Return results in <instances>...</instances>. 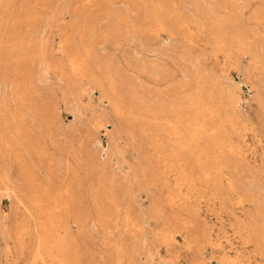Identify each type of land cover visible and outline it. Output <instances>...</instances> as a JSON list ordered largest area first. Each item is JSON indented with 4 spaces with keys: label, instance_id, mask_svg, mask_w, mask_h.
I'll list each match as a JSON object with an SVG mask.
<instances>
[{
    "label": "rangeland",
    "instance_id": "374dc122",
    "mask_svg": "<svg viewBox=\"0 0 264 264\" xmlns=\"http://www.w3.org/2000/svg\"><path fill=\"white\" fill-rule=\"evenodd\" d=\"M0 43V264H264V0H0Z\"/></svg>",
    "mask_w": 264,
    "mask_h": 264
},
{
    "label": "bare ground",
    "instance_id": "6f19581e",
    "mask_svg": "<svg viewBox=\"0 0 264 264\" xmlns=\"http://www.w3.org/2000/svg\"><path fill=\"white\" fill-rule=\"evenodd\" d=\"M0 47H1V43H0ZM1 62V61H0ZM5 63V62H4ZM2 69H3V67H2ZM1 69V70H2ZM1 80H2V83H0L1 85H2V87H3V90H2V92H4L5 90H8V91H11L14 87H13V84H12V82H10L9 80H8V78H6V77H3L2 76V78H1ZM1 87V88H2ZM7 92V91H6ZM12 92V91H11ZM9 94H10V96H11V93L9 92ZM5 98V97H4ZM3 99V98H2ZM2 99H0V104L2 103V104H4V103H6L5 101L6 100H4V102L2 101ZM6 99H8V97L6 98ZM11 100H12V98H11ZM10 100V101H11ZM6 105V104H5ZM4 108V107H3ZM23 119V118H22ZM12 122H14V121H12ZM4 123V122H3ZM6 131V130H5ZM12 137V136H11ZM36 159V158H35ZM7 182V181H6Z\"/></svg>",
    "mask_w": 264,
    "mask_h": 264
}]
</instances>
